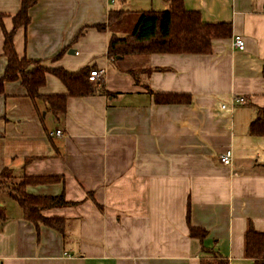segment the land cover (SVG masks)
I'll list each match as a JSON object with an SVG mask.
<instances>
[{
	"label": "crops",
	"instance_id": "obj_1",
	"mask_svg": "<svg viewBox=\"0 0 264 264\" xmlns=\"http://www.w3.org/2000/svg\"><path fill=\"white\" fill-rule=\"evenodd\" d=\"M23 1L0 0V79L5 30ZM183 2L205 23H231L232 36L214 40L210 54L111 59V36L132 33L119 28L124 18L136 25V14L168 10L171 0H36L30 8V23L14 35L20 57L104 74L95 94L69 97L60 119L20 80L0 88V172L62 176L27 191L77 203L43 211L67 220L62 234L38 230L10 191H0V264H202L216 256L254 264L245 238L250 223L264 232V135L251 132L264 108V0ZM113 11L122 18L109 26ZM236 35L245 50L233 45ZM41 93L67 88L48 73ZM157 93L190 94L191 102L160 104ZM229 148L233 163L224 165ZM192 226L206 236H191Z\"/></svg>",
	"mask_w": 264,
	"mask_h": 264
},
{
	"label": "trees",
	"instance_id": "obj_2",
	"mask_svg": "<svg viewBox=\"0 0 264 264\" xmlns=\"http://www.w3.org/2000/svg\"><path fill=\"white\" fill-rule=\"evenodd\" d=\"M36 0H24L21 10L14 17V29L5 30L4 54L8 58V65L0 79V88L6 81L20 80L25 87L27 95L37 103L41 100L46 110L60 119L67 113L69 97H86L95 94L98 87L89 79L91 66L83 67L78 71H69L63 67L46 68L40 61L20 57L14 44L15 31L21 26H27L31 21L30 8ZM121 11H113L109 16V26L117 24L122 18ZM99 29L106 28L98 25ZM233 27L231 23H205L199 11H188L183 0H171V7L164 11H143L139 20L128 36L121 38L116 33L111 36L109 43V57L151 54V53H177V54H210L216 39L231 37ZM57 76L66 86L64 94H42L41 88L47 82V74ZM264 73V70H263ZM156 101L160 104L189 103L191 95L185 93H157ZM261 116L251 124V132L255 135H264V108ZM62 176L23 175L17 179L12 169L5 168L0 172V191L10 189V195L23 208L26 220L35 224L38 230L41 225L51 227L64 234L67 220L64 217H48L43 211L62 206L76 205L66 200L64 193L54 196L34 195L27 191L28 185L60 182ZM0 218L5 219L6 214L0 207ZM190 234L194 237L204 238L207 231L198 227H190ZM245 255L254 260V264H264V232L257 231L252 223L246 233ZM202 264H230L225 258L215 257L204 260Z\"/></svg>",
	"mask_w": 264,
	"mask_h": 264
},
{
	"label": "built area",
	"instance_id": "obj_3",
	"mask_svg": "<svg viewBox=\"0 0 264 264\" xmlns=\"http://www.w3.org/2000/svg\"><path fill=\"white\" fill-rule=\"evenodd\" d=\"M111 3L115 2L116 0H109ZM233 45L235 48L239 50H245L246 49V40L242 35H236L233 40ZM104 72L99 69H93L90 72L89 79L96 87H98V84L103 77ZM234 101L236 103H246V99L244 97H235ZM223 109L227 108V105H222ZM56 135H61L62 130L58 129L55 133ZM233 157H234V151L229 148L224 153L221 154L220 160L222 164L224 165H231L233 163Z\"/></svg>",
	"mask_w": 264,
	"mask_h": 264
},
{
	"label": "rangeland",
	"instance_id": "obj_4",
	"mask_svg": "<svg viewBox=\"0 0 264 264\" xmlns=\"http://www.w3.org/2000/svg\"><path fill=\"white\" fill-rule=\"evenodd\" d=\"M138 20H139V14L138 15L136 14V22H138ZM135 26H136L135 25V18L133 16H127L121 22V26L119 28H122L123 30H126L128 32H132L134 30ZM11 188H12V186H11ZM10 189H5L2 191H6V190L10 191Z\"/></svg>",
	"mask_w": 264,
	"mask_h": 264
},
{
	"label": "water",
	"instance_id": "obj_5",
	"mask_svg": "<svg viewBox=\"0 0 264 264\" xmlns=\"http://www.w3.org/2000/svg\"><path fill=\"white\" fill-rule=\"evenodd\" d=\"M118 57H120V56H118Z\"/></svg>",
	"mask_w": 264,
	"mask_h": 264
}]
</instances>
